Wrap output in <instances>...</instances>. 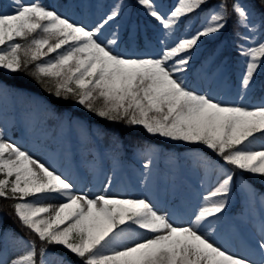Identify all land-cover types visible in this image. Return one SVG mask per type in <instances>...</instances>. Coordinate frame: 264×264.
<instances>
[{"label": "snow or ice", "instance_id": "snow-or-ice-1", "mask_svg": "<svg viewBox=\"0 0 264 264\" xmlns=\"http://www.w3.org/2000/svg\"><path fill=\"white\" fill-rule=\"evenodd\" d=\"M136 3L162 30L158 55L118 53L115 34L101 39L119 15L120 3L89 27L41 0H11L9 10L0 12V76L23 72L54 98L51 104L72 99L109 122L210 150L218 159L192 157L206 194L187 222L176 223L147 197H120L107 190L94 196L78 193L66 176L6 138V124L0 123V198L14 201L12 214L27 229L21 237L0 220V264H76L63 254L53 257L50 245L62 246L79 264H264V214L256 245L259 260L230 252L212 238L234 190L249 203L259 199L264 205V195L243 175L264 177V103L248 108L226 102L190 86L187 76L201 39L231 24L243 99L264 67V0H175L167 12L157 0ZM182 23L184 33L176 36ZM13 94L23 93L0 80V98ZM95 134L107 135L99 128ZM110 139L120 146L118 135ZM136 153L144 157L147 184L158 149L140 144Z\"/></svg>", "mask_w": 264, "mask_h": 264}, {"label": "rangeland", "instance_id": "rangeland-1", "mask_svg": "<svg viewBox=\"0 0 264 264\" xmlns=\"http://www.w3.org/2000/svg\"><path fill=\"white\" fill-rule=\"evenodd\" d=\"M10 2L11 0H0V12H7ZM25 2H31V0H25ZM41 2L57 10L58 13L89 27L110 14L114 4L120 3L119 15L106 25L101 39L106 41L115 34L118 43L113 46L114 50L126 55L144 53L158 55L162 47L159 42L162 30L158 22L146 15L145 10L136 3V0H67L59 5H55L56 0H41ZM157 3L161 11L167 12L175 0H157ZM198 26V22L194 23L191 26L192 30ZM185 27L186 24L182 23L175 35H183ZM139 35H141V42L137 39ZM218 35L202 38L193 50V58L187 73L189 85L229 103H241L248 108L260 106L264 103V91L253 97L254 86L264 67L258 69L254 83L241 99L239 95L240 66L237 63L239 59L237 54L233 57L228 55L214 69L211 68L212 58L198 60L201 51L208 47L210 41L217 39ZM224 44L223 50L230 48L234 51L230 40H221L215 55L219 54ZM15 90L23 94L0 98V123L6 124V138L17 142L22 149L29 151L35 158L41 161L48 160L50 167L72 181L76 192H88L89 181L87 180L82 189L79 183V180H82L80 172L86 175V172H90V168L101 169L105 172L103 174L105 181L109 182V172L114 170L119 176L118 180L121 181L119 183H117L118 180L114 181L111 188L116 186V190L120 192L118 196L147 197L159 211L169 213L176 223L187 222L191 218L201 202L202 195L206 194L205 189L201 187V173L197 170L192 157L201 154L218 159L210 150L204 149L203 146L188 145L156 136L165 141V146L159 145L160 142L153 144L158 149V155L151 166V177L145 184L142 176L144 157L138 155L136 149L128 152L121 142L119 147L103 145L95 134L96 127H91L90 123L80 117L63 116L54 124L55 114L48 101L33 92ZM45 103L49 104L48 108L44 106ZM28 114H30V120H26ZM170 144L183 146L175 150ZM196 147L200 148L199 153L193 152ZM172 157L174 159H170ZM248 174L255 181H259L264 188V177ZM252 187L256 190L253 185ZM104 189L109 188H101V191ZM96 192L90 196L97 195L100 189ZM59 202V200H47L44 203L55 205ZM262 214H264V205L259 199L255 204H251L244 193L234 190L212 238L230 252L259 260L261 257L256 245L260 239L259 224ZM51 253L53 257L56 255Z\"/></svg>", "mask_w": 264, "mask_h": 264}, {"label": "trees", "instance_id": "trees-1", "mask_svg": "<svg viewBox=\"0 0 264 264\" xmlns=\"http://www.w3.org/2000/svg\"><path fill=\"white\" fill-rule=\"evenodd\" d=\"M212 2L215 3L216 0H212ZM232 32V25L229 24V27L221 33L220 37L214 42L210 43L211 49H209L207 52H204L202 57L207 58L208 55L213 53V49L215 48L220 38H228L231 40ZM227 52L228 49H224L223 53L217 58V60H219ZM260 76L261 77L259 78L258 82V86L260 87L258 89H262L264 87V74ZM0 80L9 84L13 88H23L25 90L37 93L47 99L49 102L54 99L47 92L43 91L42 88L36 83V81L32 77L23 72L13 75L4 74L0 76ZM256 92L259 93L260 90H257ZM52 105L55 108V111L58 113H63L67 111L71 115H77L86 118L89 122L96 124L99 129H103L107 133L105 137L101 138L103 142H105V144L112 143L110 137L113 133L118 135L119 140L122 141L130 149H134L137 145L140 144H152L156 142H162V144L164 145L165 143L164 140L158 139L155 136L147 134L145 130L140 126L129 127L126 126L123 122H109L106 119L97 117L93 113L88 112L82 106L75 103L72 99L57 100ZM171 146L176 149L180 148V145L173 144ZM243 175L245 179H249L247 173H244ZM250 181L255 182L254 179H250ZM12 203H14V201L0 198V213L3 216V225L6 229L10 231L14 230L17 235L26 237L27 229H22L20 227L19 221L12 214V209L9 207V205ZM37 243H39V241H37ZM48 247L53 248V250H56L58 252L64 253L65 256L68 257V259L75 261L76 264H79V262L76 261V258L73 255L67 253V251L62 250L61 248L55 245H50Z\"/></svg>", "mask_w": 264, "mask_h": 264}, {"label": "bare ground", "instance_id": "bare-ground-1", "mask_svg": "<svg viewBox=\"0 0 264 264\" xmlns=\"http://www.w3.org/2000/svg\"><path fill=\"white\" fill-rule=\"evenodd\" d=\"M42 161L50 166V162L48 160L47 161L42 160ZM51 164H52V162H51ZM102 171L103 170H101V169L95 170V168H90V172H86V175H84L82 172H80V176L82 177V180H79V183H80L82 189L88 180L89 181V187L87 189H88V192L90 195L92 193H95L97 190L100 189V192L98 194H103L105 192V190H107V192L118 196V194L120 192H118L116 190V186L111 188L114 181L118 180V178H119L118 174L114 170L109 172V175L113 181V182L111 181V183L109 184V182L105 181V177L103 176V174L105 172H102ZM120 174H121V172H120ZM120 181L121 180L119 179L117 183H119ZM101 188H109V189H104V191H101Z\"/></svg>", "mask_w": 264, "mask_h": 264}]
</instances>
